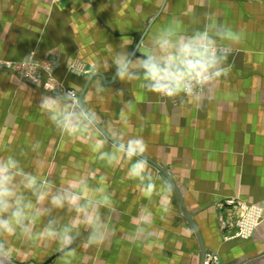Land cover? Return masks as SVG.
I'll use <instances>...</instances> for the list:
<instances>
[{
  "label": "crops",
  "instance_id": "obj_1",
  "mask_svg": "<svg viewBox=\"0 0 264 264\" xmlns=\"http://www.w3.org/2000/svg\"><path fill=\"white\" fill-rule=\"evenodd\" d=\"M207 14L245 38L233 46L238 52L228 57L227 77L206 91L199 107L191 98L181 104L144 92L134 82L114 81V70L105 73L103 99L93 97L84 76L93 64L110 60L122 46L131 50L141 37L147 42L152 30L173 16L191 29L202 27ZM25 64L33 79L26 78ZM47 78L56 85L50 87ZM59 84L82 92V100L112 124L119 123L121 107L132 102L128 132L141 136L148 145L146 155L174 178L208 254L218 253L223 264H231L233 255L244 260L264 254V222L251 237L227 239L236 228L221 225L220 219L224 214L232 222L241 204L264 203V0H0V154L39 140L48 161L46 174L57 186L77 172L91 184L105 175L115 202L112 213L102 209L115 225L114 233L101 247H84L87 229L82 228L72 264H201L199 238L174 191L173 211L161 219L158 203L127 178L123 161L105 167L89 141L61 137L41 114V95ZM98 135L104 133L99 129ZM22 159L31 169L32 154ZM148 170L158 183H169L149 161ZM236 198L245 202L228 201ZM148 210L155 223L153 238L134 240L138 214ZM53 214L71 218L60 210ZM35 246L52 253L42 263L59 253L53 244ZM35 246L28 245L30 253H43ZM48 264H61V256Z\"/></svg>",
  "mask_w": 264,
  "mask_h": 264
},
{
  "label": "clouds",
  "instance_id": "obj_2",
  "mask_svg": "<svg viewBox=\"0 0 264 264\" xmlns=\"http://www.w3.org/2000/svg\"><path fill=\"white\" fill-rule=\"evenodd\" d=\"M244 38L242 32L218 21L214 14L206 15L202 27L191 29L185 27L181 18L173 16L152 30L147 42L141 37L131 50L122 46L110 60L93 64L84 76L97 100L103 99L107 90L105 73L114 70V81L134 82L144 92L181 104L191 98L199 107L206 91L221 77H227L231 49ZM117 92L123 95L124 90ZM83 95L59 84L50 94L41 95L38 107L61 137L89 141L95 159L105 167L112 168L123 161L127 178L137 182L144 197L158 203L161 219L166 218L173 211V187L164 181L157 182L148 170L147 143L141 136L128 132L132 102L121 107L119 123L112 124L103 121L95 108L81 99ZM101 124L104 136L98 135ZM29 153L31 169L22 159ZM47 168L39 140L27 148L0 154V264H12L11 238L30 246L53 244L60 253L61 264H72L77 254L73 245L80 240L82 228L87 229L82 240L84 247L103 246L115 231L110 216L102 212L115 210L106 186L107 176L102 175L91 184L77 172L66 185L57 186L48 178ZM57 210L70 213L71 218L64 221L53 214ZM150 215L151 210L143 216L138 214L139 223L132 231L134 240L147 242L153 238L155 223Z\"/></svg>",
  "mask_w": 264,
  "mask_h": 264
},
{
  "label": "rangeland",
  "instance_id": "obj_3",
  "mask_svg": "<svg viewBox=\"0 0 264 264\" xmlns=\"http://www.w3.org/2000/svg\"><path fill=\"white\" fill-rule=\"evenodd\" d=\"M238 52V49L237 48H235V47H232V49H231V52H230V54H236ZM251 53H253L254 54V51H252ZM254 66V65H253ZM31 68L29 67V66H27L26 64L24 65V66H22V70H23V72H24V74H25V76H26V78H28V79H33L32 77V71L30 70ZM45 83H47L50 87L51 86H55L56 84L53 82V80L52 79H49V78H47L46 80H45ZM65 90H71V89H68V88H66ZM77 92V91H76ZM169 184L170 185H172L171 183H170V181H169ZM173 191L175 192V190L173 189ZM176 193V192H175ZM177 194V193H176ZM178 196V195H177ZM231 204H234V203H236V202H245V201H243V200H240V199H232V200H228ZM229 203V204H230ZM256 204H260V203H256ZM264 204V203H263ZM223 207H225V206H222V208ZM241 207L239 206L238 207V210H239V213H237V214H233V218H232V223H234V225L236 224V221L240 218V216H242L241 214V209H240ZM235 213V212H234ZM228 215V214H227ZM229 216V215H228ZM224 217H225V215L223 214V216H220V219L222 218V220H221V225H223V221H226V219H224ZM264 222V214L262 215V218L260 219V221H259V223H258V225L255 227V229L261 224V223H263ZM220 225V224H219ZM234 228H236V227H234ZM255 229L253 230V233H254V231H255ZM236 230V229H235ZM253 233H252V235H253ZM234 234V233H233ZM251 235V236H252ZM250 236V237H251ZM12 244H13V246H14V257H13V260H12V264H41L48 256H50L52 253H50V255H48L46 252H48L47 250H46V247H45V249H44V247H36L37 248V250L36 251H39V248H40V250H42V252L43 253H41V254H32V253H30L29 251H31L32 250V248L30 247L29 249H27V247H28V244H25L23 241H20V240H17V239H15V238H12ZM22 244H23V246H24V249H22ZM43 244H47V242H45V243H43ZM41 245H42V243H41ZM34 247V246H33ZM21 248V249H20ZM21 251V250H24V252H26V251H28V253H24V252H22V254H20V252H19V250ZM43 250H45L46 252H44ZM51 252H53V251H51ZM212 253H216V252H211V253H209V254H212ZM262 255H264V254H262ZM262 255H256V256H251L250 258H247V259H245L244 258V260H241L240 259V257L239 256H237V255H233V256H235L234 258H232V262H231V264H245L246 262H248L249 260H252V259H255V258H257V257H260V256H262ZM237 259H239V260H241V262H238V261H235V260H237ZM221 256L219 255V262H218V264H223V263H221Z\"/></svg>",
  "mask_w": 264,
  "mask_h": 264
},
{
  "label": "built area",
  "instance_id": "obj_4",
  "mask_svg": "<svg viewBox=\"0 0 264 264\" xmlns=\"http://www.w3.org/2000/svg\"><path fill=\"white\" fill-rule=\"evenodd\" d=\"M240 207L242 216L236 221L235 225L230 221H223L225 227H236L234 234L225 236L227 239L250 237L264 214L263 204H241ZM218 262V253L207 254L205 264H218Z\"/></svg>",
  "mask_w": 264,
  "mask_h": 264
},
{
  "label": "water",
  "instance_id": "obj_5",
  "mask_svg": "<svg viewBox=\"0 0 264 264\" xmlns=\"http://www.w3.org/2000/svg\"><path fill=\"white\" fill-rule=\"evenodd\" d=\"M83 97V96H82ZM81 97V99H82ZM100 130L104 133L105 130L102 128H100ZM123 147V146H122ZM147 160L152 163L154 166H156L167 178L168 180L170 181V183L172 184V187L173 189L175 190V192L177 193L178 195V198L181 202V205H182V208L184 210V213L187 217V220L188 222L190 223V225L192 226V228L194 229L195 233L197 234L198 238H199V241H200V245H201V264H205V261H206V257H207V248L205 247V243H204V240H203V237L201 235V232L199 231L198 227L196 226L193 218H192V215L189 213V211L187 210L186 208V205H185V200L183 198V194L179 188V186L177 185V183L175 182L174 178L171 176V174L167 171V169L165 167H163L161 164H159L156 160L150 158L149 156H147ZM58 255H60V253L56 254V255H53L52 257H50L46 262L44 263H41V264H48L50 263L51 261H53ZM32 264V263H31ZM245 264H264V255L260 256V257H257L255 259H252V260H249L248 262H246Z\"/></svg>",
  "mask_w": 264,
  "mask_h": 264
}]
</instances>
